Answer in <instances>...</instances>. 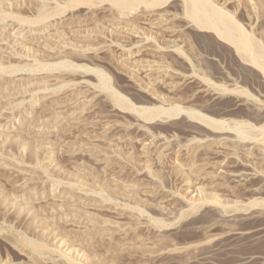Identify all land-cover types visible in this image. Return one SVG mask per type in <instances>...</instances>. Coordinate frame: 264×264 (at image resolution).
<instances>
[{"label": "rangeland", "instance_id": "374dc122", "mask_svg": "<svg viewBox=\"0 0 264 264\" xmlns=\"http://www.w3.org/2000/svg\"><path fill=\"white\" fill-rule=\"evenodd\" d=\"M101 1L0 0V264H264V193L229 175L264 173L262 71L180 0ZM211 1L263 58L264 0Z\"/></svg>", "mask_w": 264, "mask_h": 264}, {"label": "bare ground", "instance_id": "6f19581e", "mask_svg": "<svg viewBox=\"0 0 264 264\" xmlns=\"http://www.w3.org/2000/svg\"><path fill=\"white\" fill-rule=\"evenodd\" d=\"M101 0H70L69 4H73V5H76L77 3H80V4H85V5H95L96 3H98ZM106 1V0H105ZM108 3L106 4L107 6H109L110 10L112 11V18L110 19V23H112L113 25H116L118 24L120 21L119 19L117 20V16L120 15L121 13H124L125 11L127 10H133V9H136L135 7L139 6L140 4L143 5V7H141L142 9H140L141 11V14H139L140 16L143 15L144 13L146 14H149L150 12H154L156 10V8L158 7V5L160 6V4L166 0H107ZM211 0H180L179 2V6L181 7L182 9V14L184 13L186 18L189 19V21L191 22L190 25H193V26H196L197 28H202V29H208V30H212L216 33L217 36H219L220 38H222L224 41H227L229 42L234 48H235V52L239 54V56L243 59V61H245L246 63H248V65H253L255 66L256 68L258 67L259 70H261L262 74H263V77H264V61L261 60V55H262V50H261V46H259L256 41L250 34H248L242 27L240 24H238L236 22V20H234V18L232 17V15L224 12L225 10H221V9H218V7L215 5H212L210 3ZM212 2V1H211ZM178 5V4H177ZM96 6V5H95ZM58 7V6H57ZM93 7V6H92ZM104 7V6H103ZM140 7V6H139ZM217 7V8H216ZM108 8V9H109ZM65 9V8H63ZM51 11V9H49ZM59 10L61 9H56V13L59 12ZM106 10V9H105ZM39 11V10H38ZM1 12V11H0ZM48 10H46L45 6H41L40 7V14L38 15V18H36L35 20L38 19V22L45 18H47V15H48ZM61 12V11H60ZM6 14V13H5ZM51 14V13H49ZM173 14V13H172ZM177 14V13H176ZM54 16V15H53ZM3 17V16H2ZM50 17V16H49ZM48 17V18H49ZM52 17V16H51ZM56 17V16H55ZM117 17V18H116ZM20 19V18H19ZM24 20V19H22ZM122 20V19H120ZM165 20V19H164ZM163 20V21H164ZM40 21V22H41ZM48 21V20H47ZM160 21H162V18H160ZM166 21V20H165ZM30 22V21H29ZM52 22V21H51ZM26 23V22H25ZM31 24V23H30ZM35 24V23H34ZM120 25V24H119ZM98 26V25H97ZM207 30V31H208ZM250 33V32H249ZM259 40V39H258ZM264 54V53H263ZM264 58V56H263ZM262 58V59H263ZM241 59V60H242ZM242 62V61H241ZM67 64V63H66ZM35 65V64H34ZM62 66V63L60 64ZM36 66V65H35ZM39 66V65H38ZM37 66V67H38ZM64 67V66H63ZM67 67V66H66ZM70 68V67H69ZM8 69V68H7ZM67 69V68H66ZM101 74V73H100ZM204 81V80H203ZM207 87V86H206ZM29 93V92H28ZM118 96V95H117ZM246 98V97H245ZM248 98V97H247ZM117 99V98H116ZM250 98L246 99L247 102ZM244 100V99H243ZM245 100V101H246ZM254 100V99H253ZM117 101L121 104L120 106H124L125 108H129V103L125 102L123 99H117ZM244 101V102H245ZM254 102V101H253ZM117 103V102H116ZM14 104V103H13ZM249 104H254V103H251L249 101ZM255 105V104H254ZM256 106V105H255ZM255 108V107H254ZM164 112V111H163ZM171 112V111H170ZM149 116V118H152V116L156 115L157 114V111L154 109L152 111V109L150 111H147L146 112ZM158 115V114H157ZM147 116V117H148ZM199 117L200 120H202V122H206V124H210L212 125V127H214V129L218 130V131H215L217 133H213V135L215 136H221V134L224 133H221L222 131V123L219 121H213V120H210V118H205V117H202L201 116H197ZM195 118V117H194ZM259 121V120H258ZM237 122V121H236ZM232 124V123H231ZM245 125H247V123L244 122L240 123V122H237L233 125V129L235 130V134H236V138H241V140H239V144H241L242 146L244 147H249L248 145H254L257 143V141L259 142L260 140H256L257 137L253 138L249 135H251L252 133H248V128L246 129V127H244ZM253 125V124H252ZM231 126V125H230ZM254 126V125H253ZM260 126V125H259ZM244 127V130L242 129ZM264 127V126H263ZM224 128V127H223ZM228 128V127H227ZM231 128V127H230ZM262 128V127H261ZM221 129V130H220ZM246 129V130H245ZM257 128H255L256 130ZM253 129H251L252 131ZM263 130V128H262ZM247 131V133L249 134L248 136L247 133H245ZM249 131V132H251ZM226 132V131H225ZM221 133V134H220ZM234 133V132H232ZM220 134V135H219ZM212 135V136H213ZM232 135V134H231ZM36 136V135H35ZM228 136V135H227ZM230 136V135H229ZM33 138V137H32ZM212 138V137H211ZM210 138V141H212ZM216 138V137H215ZM242 138H249L248 141H243ZM260 138H262L260 136ZM232 139V138H231ZM229 139V137H223V138H218L216 141L219 142V143H222V140H225V142L223 141L222 144H233L235 143L234 140L235 139ZM215 140V139H214ZM213 140V141H214ZM207 142V141H206ZM215 142V141H214ZM233 142V143H232ZM243 142V143H242ZM212 143V142H211ZM237 144V143H235ZM259 144V143H257ZM256 144V146H257ZM240 145V146H241ZM264 145V143H263ZM232 146V145H231ZM255 146V147H256ZM261 146V145H259ZM258 146V147H259ZM33 147V146H32ZM230 147V146H228ZM233 147V146H232ZM237 147V146H236ZM263 147V146H262ZM234 148V147H233ZM239 148V147H238ZM244 149V148H243ZM252 149V148H251ZM262 151L264 153V148H262ZM195 167V166H194ZM230 176H236L239 178V180L242 182V180H248L250 177H255L257 179L256 181V185H257V192H259V195H261V193H264V173L262 171H259V170H252L251 172H248V171H245V170H236L234 173L231 171V173H229ZM254 179V178H253ZM200 182H196V185L199 184ZM124 185V184H123ZM136 187V186H135ZM198 189H200L199 187L200 186H197ZM214 187V186H213ZM197 189V188H196ZM123 190V189H122ZM214 194V193H211V195ZM210 195V193H209ZM208 195V196H209ZM206 197L204 198L205 200H207V198L210 199H213L215 195H213V198L212 196H209V197ZM264 194L261 195V197H263ZM211 197V198H210ZM260 197V198H261ZM264 198V197H263ZM215 199V198H214ZM218 201V199H216ZM208 201V200H207ZM211 201H214V200H211ZM216 201V202H217ZM219 202V201H218ZM256 202V201H254ZM258 203V202H256ZM195 207V206H194ZM230 215H228L229 217ZM97 224V223H96ZM106 231V230H105ZM102 232V231H101ZM233 234H241L240 232H233ZM23 240H25L23 238ZM23 240H21L20 242H24ZM32 244V242H30ZM19 244V243H18ZM35 244V243H34ZM36 245V248L34 250H38L39 252L41 250H43V246L40 245V244H35ZM21 246V245H20ZM25 246V245H24ZM33 247H35L34 245H32ZM32 250V249H31ZM35 251V252H36ZM42 252V251H41ZM243 261H245V258L243 259Z\"/></svg>", "mask_w": 264, "mask_h": 264}]
</instances>
